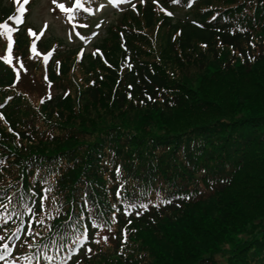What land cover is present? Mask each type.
Listing matches in <instances>:
<instances>
[{"label": "trees", "instance_id": "obj_1", "mask_svg": "<svg viewBox=\"0 0 264 264\" xmlns=\"http://www.w3.org/2000/svg\"><path fill=\"white\" fill-rule=\"evenodd\" d=\"M251 1L198 0L193 21L162 19L155 44L147 38L161 14L148 6L143 26L132 18L121 37L110 30L104 53L114 69L102 67L105 78L79 90L67 80V95L43 107L22 166L0 135L19 174L38 156L73 152L87 165L89 196L101 198L119 167L124 198L160 186L174 199L133 220L124 252L118 243L93 249L81 264H264V18L246 14L257 11ZM241 22L245 30L234 27ZM57 186L67 199L77 190Z\"/></svg>", "mask_w": 264, "mask_h": 264}, {"label": "rangeland", "instance_id": "obj_2", "mask_svg": "<svg viewBox=\"0 0 264 264\" xmlns=\"http://www.w3.org/2000/svg\"><path fill=\"white\" fill-rule=\"evenodd\" d=\"M67 0H56L55 3H53V0H31L32 5H31V13L29 16V24H31L32 26L36 27V29L38 27H40L42 25L43 22H47L50 24L49 29H48V33L49 35H55V36H59L61 38H65L66 40H68L71 44L76 43L78 39H76L74 36H68L67 34V28L64 26L63 20L60 16L54 14L53 8L54 5H59V4H64ZM10 0H4L5 4H9ZM56 13V12H55ZM104 18H106V21H104L103 23V28L106 27L107 23L114 21L116 19V16L112 14L111 10L108 9L107 13L105 14ZM137 21L135 22L136 24H140L142 26V24L145 23V20H143L141 22V17L136 18ZM117 20V19H116ZM115 20V21H116ZM156 21V20H155ZM56 24V28L53 27V24ZM155 27H152L151 32L155 31ZM4 32H6V30L2 29ZM162 34V30H160L159 32L157 31L156 36L158 39V35ZM0 42L3 39L2 38V34H0ZM8 35V34H7ZM33 35L28 32V31H23L21 33V37H20V45L22 47V50H18L19 53H21L26 47H27V43L28 40L32 37ZM98 36V35H96ZM105 36V30L101 29L100 35L98 37L95 38V36H92L91 34L88 35L87 37V41L84 45V53L88 54L91 52L92 50V46L96 43H98L103 37ZM4 40V39H3ZM79 41V40H78ZM74 46V45H72ZM8 54H11V51L7 52ZM31 59H28L24 62H26V66H27V70L30 69V72L26 71L25 73H23L21 75V79H20V88L22 91H26L28 90L31 95L34 98H37V88L41 89V85L40 83H42V66L39 64V62L34 61L37 63L38 69L37 71H35L34 69V65L33 63H31L30 61ZM77 57H74V59L72 60V68H71V72L73 73V78H80L79 77V70L81 69L78 61H77ZM250 91V89H249ZM201 120L203 122H206L207 120L205 118H201Z\"/></svg>", "mask_w": 264, "mask_h": 264}, {"label": "snow or ice", "instance_id": "obj_3", "mask_svg": "<svg viewBox=\"0 0 264 264\" xmlns=\"http://www.w3.org/2000/svg\"><path fill=\"white\" fill-rule=\"evenodd\" d=\"M25 2H27V0H25ZM55 2H56V0H53V3H55ZM172 2H173V3H176L177 0H172ZM76 6H77V7H80V6H81L80 3H79V0H77V5H76ZM58 7L61 9V11H64V12H70V11H71V8H70V7L65 8L64 4H62V3L59 4ZM19 11L23 12L24 9L21 8V9H19ZM169 15H171V13H169ZM0 28H3L4 30H6V31H8V32L11 31V29H9V27H8L7 24H0ZM29 31L31 32V30H29ZM8 41H9V44H8L9 49H11V45H12V37H11V35H9V37H8ZM119 171H120V170H119V168L117 167V169H116L117 174H119ZM121 187H123V185H121ZM128 199H129V204H130V206H135V204H136V196H135V194L130 195V196L128 197ZM140 207H144V205L141 204ZM81 238H82V239H86V237L83 236V234H82ZM6 254H7V248H5V255H6ZM0 259H3V256H0Z\"/></svg>", "mask_w": 264, "mask_h": 264}]
</instances>
